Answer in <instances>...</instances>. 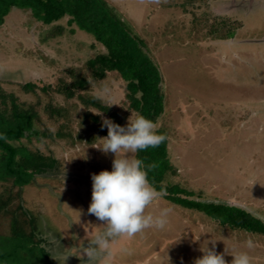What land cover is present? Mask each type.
Segmentation results:
<instances>
[{
    "label": "rangeland",
    "instance_id": "1",
    "mask_svg": "<svg viewBox=\"0 0 264 264\" xmlns=\"http://www.w3.org/2000/svg\"><path fill=\"white\" fill-rule=\"evenodd\" d=\"M105 1L145 42L164 81V113L155 126L167 135L175 170L164 184L176 187L173 196L178 201L234 206L264 222V0ZM67 20L58 23L66 29L63 36L47 39L51 27L35 21L29 12L12 9L0 26V82L5 91L31 104L38 98L46 104L49 97L40 89L26 94L18 85H54L67 70L82 68L105 52L87 33L67 27ZM227 33L232 37L226 38ZM88 93L127 112L126 83L113 74ZM56 100L64 104L62 98ZM71 112V136L65 140L40 136L22 140L20 145L52 157L56 166L23 188L21 205L52 260L57 261L53 257L61 251H70L73 256L67 264H82L76 249L87 247L105 227L88 214L91 175L111 171L115 156L99 149L107 128L106 136L97 131L85 135L86 127L93 125L92 120L79 125L86 108L79 105L77 113ZM92 112L101 122L109 119ZM132 114L135 118L129 113L123 126ZM120 157L136 159V153ZM5 191L0 186L2 196ZM164 210H168L164 230L146 229L114 240L111 256L102 264H194L203 256L202 247H212L211 241L227 264L240 252L250 256L251 264H264V235L222 227L205 212L164 194L146 214L159 216Z\"/></svg>",
    "mask_w": 264,
    "mask_h": 264
},
{
    "label": "trees",
    "instance_id": "2",
    "mask_svg": "<svg viewBox=\"0 0 264 264\" xmlns=\"http://www.w3.org/2000/svg\"><path fill=\"white\" fill-rule=\"evenodd\" d=\"M12 9L29 12L35 21L51 27L47 39L63 36L66 29L58 23L67 18V27L75 26L87 33L105 50L82 68L67 70L54 85L14 84L26 94H37L36 90L40 89L49 97L46 104L40 98L35 104L23 101L15 93L5 91L0 82V135L5 137L0 139V186L6 190L4 196L0 194V230L7 229V233L0 234V264H58L43 247L44 239L37 237L34 224L25 206L21 205L23 188L32 185L36 175L55 169V161L20 145L22 140L32 136L65 140L71 136L68 133L71 111L77 113L79 105L86 108L79 125L90 120L93 123L86 127L85 135L93 131L107 135L106 128L101 130L99 116L92 111H98L121 126L131 112L156 124L164 113V81L145 42L131 32L116 9L105 0H0V26L5 24ZM232 35L227 33L226 38ZM109 74L126 83V113L124 108L117 109L88 93ZM57 97L62 98L64 104H60ZM51 125L56 128L55 133ZM158 134L164 137L158 147L136 153V159L143 161L149 182L158 192L184 207L205 212L222 227L264 235V222L245 210L190 199L178 201L179 197L173 196L176 187L164 184L168 174L175 170L168 157L167 135L163 131ZM16 202L19 205L15 209ZM3 218H6L5 223L1 221Z\"/></svg>",
    "mask_w": 264,
    "mask_h": 264
},
{
    "label": "clouds",
    "instance_id": "3",
    "mask_svg": "<svg viewBox=\"0 0 264 264\" xmlns=\"http://www.w3.org/2000/svg\"><path fill=\"white\" fill-rule=\"evenodd\" d=\"M107 128L108 135L99 148L104 154H114L112 170H104L91 175L92 197L88 214L94 215L103 223L104 229L97 236L89 239L87 247L76 249L82 264H102L111 256L109 245L121 237H134L146 229L164 230L168 221V210L159 216L146 214V209L161 198L149 182L147 170L142 160L122 158L121 153L135 154L149 148L158 147L164 137L158 134L153 121L144 116H132L126 126L116 124L111 119H103L101 130ZM0 139H5L0 135ZM212 247H202L203 256L194 264H227L224 254H218L216 242ZM249 248L253 247L251 241ZM73 256L70 251H61L55 258L59 264H67ZM231 264H251V258L246 252L233 254ZM85 257L87 259H85Z\"/></svg>",
    "mask_w": 264,
    "mask_h": 264
}]
</instances>
